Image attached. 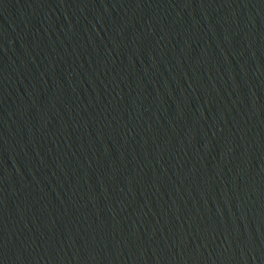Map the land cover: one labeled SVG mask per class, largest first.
Here are the masks:
<instances>
[{"label":"water","instance_id":"obj_1","mask_svg":"<svg viewBox=\"0 0 264 264\" xmlns=\"http://www.w3.org/2000/svg\"><path fill=\"white\" fill-rule=\"evenodd\" d=\"M0 264H264V0H0Z\"/></svg>","mask_w":264,"mask_h":264}]
</instances>
